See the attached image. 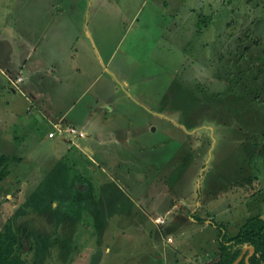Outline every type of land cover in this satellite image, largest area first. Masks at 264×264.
Here are the masks:
<instances>
[{
	"label": "rangeland",
	"instance_id": "374dc122",
	"mask_svg": "<svg viewBox=\"0 0 264 264\" xmlns=\"http://www.w3.org/2000/svg\"><path fill=\"white\" fill-rule=\"evenodd\" d=\"M22 1L26 0H0V65L8 66L15 60L14 71L23 54L22 46L12 41L25 4ZM161 1L145 0L139 21L151 26L148 34L157 28L153 24L159 21L152 14H160L156 9ZM83 2L77 0L74 9L81 8ZM165 3L169 7L167 20L143 46L151 52L147 59L140 44L133 52L132 44L128 48L134 33L121 40L126 22L120 14L115 18L106 10L121 5V12L127 14L128 9L133 11V0H87L89 29L94 38L102 37V53L111 55L108 66L116 75L123 72L128 77L126 89L131 97L163 116L146 113L139 105H121L114 113L112 121L117 128L135 124L128 131L132 137L127 149L130 153L118 155L127 161H122L120 170L102 167V156L100 164L89 168L78 149L68 144L69 152L66 145L55 152L53 142L44 138L47 122L30 118L24 124L19 122L13 103L9 112L5 108L4 98L11 94L0 88V122H5L0 124V154L12 158L5 178L0 180V232L10 219L23 264H162L152 262L154 255L174 252L165 250L160 229L173 231L171 242L182 239L184 245L208 246L209 226L203 229L206 233L190 225L181 228L176 221L171 222V214L164 225L156 226L142 213L156 204V199L166 203L160 196L148 198L147 184L154 178L158 182L159 173L169 179L173 163L179 170L171 175L170 183L179 191L186 192L192 186L197 189L193 175L200 170L198 196L204 195L203 214L211 209V224L223 227L225 238L250 216L264 218V151L252 152L264 130V3ZM158 36L164 39L157 42ZM7 38L11 44H6ZM151 38L157 43L155 48ZM3 66L1 69H7ZM104 81L102 77V84ZM5 82L0 73V84ZM109 93L128 104L120 84ZM14 100L19 107L21 98ZM12 116L16 118L14 125ZM127 167L132 168L131 176L124 171ZM159 179L162 182L163 178ZM160 185L156 183V191ZM214 187L210 193L203 191ZM217 231L213 230L212 246L203 249L210 250L208 256L213 260L218 250Z\"/></svg>",
	"mask_w": 264,
	"mask_h": 264
},
{
	"label": "crops",
	"instance_id": "0c3cea01",
	"mask_svg": "<svg viewBox=\"0 0 264 264\" xmlns=\"http://www.w3.org/2000/svg\"><path fill=\"white\" fill-rule=\"evenodd\" d=\"M22 2L25 4L22 5L18 14L17 23L19 28H17L12 41L15 44L19 43L20 48L22 46L23 54L19 56L18 66H15L17 71L12 68V65H15V60H10L8 66L0 65V73L6 79L5 83L0 84V88L4 91L7 90L11 94V97L7 95L4 98L6 111L9 112L8 106L13 103L14 115L17 116V120L20 118L21 121L19 122L23 124L30 118L34 122H47V125H49L48 130L52 128V124L60 122L65 126H72L84 131L86 134L84 138L63 140L58 136L49 138L46 135L44 138L53 142L51 146L57 153L64 149L66 144L75 147L78 149L76 152L84 157L85 163L89 168L92 165L97 166L100 164L99 160L102 156V167L109 168L108 170H112V172L120 170L122 161L126 160L118 157V155L122 152L124 154L130 153L127 149L131 147L129 141L132 140V137L128 135V131L133 130L135 124L117 128L112 121L114 113L119 112L121 105H127V107L139 105L144 107L143 109L146 113L159 117L163 116L159 115L160 112L155 114L153 110L148 109L139 103L136 98L131 97L129 89H126L129 82L128 77L123 72H120L119 76H122V79H119L120 77L108 66L111 61V55L102 53V37L97 35L94 38L89 29V9L87 8L89 3L87 4V0H84L81 8L78 9H74L76 8L77 0L69 1V4L65 3V5L59 3V0H26ZM144 4L145 0H133V11H130L126 5L127 14L121 12V5L120 7L118 5L112 6V8L107 7L106 10L111 11L115 18H118L117 14L119 13L121 16L119 18L126 22L123 23L125 28L123 29L122 41L127 38L128 33H134L133 40L128 43L129 49L132 44L130 51L133 52L135 48L142 47L144 58L148 59L151 52L143 46L150 38L149 35L156 34L157 30L160 32L167 20L166 14L168 15V13L166 12L169 7L166 8L165 0H162L161 5L157 6L156 11H159L160 14L157 13L156 16L152 14V16L159 22L153 24V26H157L156 30L154 32L149 31L150 34H148V29L151 26L148 25V22L145 23L144 20L142 22L139 21V17L144 13ZM67 6L73 7L68 8L72 10L69 11L66 8ZM116 23L118 24L119 22L116 20ZM151 39L154 40L152 45L155 48L156 41L159 42L160 39L164 38L158 36L156 41L153 38ZM6 44H11L9 38H7ZM138 44H140L139 47ZM2 56L5 58L3 53ZM1 66L7 69H1ZM103 73L108 76L104 77ZM102 77L103 80L105 79L104 84H102ZM119 84L123 87L126 94V103L128 104H123L122 100L119 101L118 97L109 93L115 85ZM16 97L21 98L22 103H20L19 107L14 104ZM12 118L14 125L16 118L13 116ZM1 123L5 124L2 120ZM260 134L263 135H260L257 146L253 148L252 152L254 154L264 151V130ZM16 139H19V137H16ZM67 151L69 152L70 150L67 148ZM129 163L130 160L128 161ZM173 165L174 163L171 164L170 169L172 172L170 170L171 173L169 175H173L179 170L174 168ZM131 170V167H127L124 171L126 175L131 176ZM199 172L200 170H197L195 176L193 175V182L197 189L192 186L186 192L175 189L174 182L173 184L170 183V180H172L171 175L168 177L169 179H166L162 173L161 175L159 173L158 182H156L155 178L151 180V183L147 181L150 191L147 192L148 196L145 194V197L158 198L160 196V200L165 199L166 203L156 199V204L147 206L146 209L142 207V213L146 219H151L156 226L164 225L170 216H172L171 222L176 221L178 227L190 225L199 232H205L203 229H205V226H209L211 231H209L210 229L206 231L209 240H207L208 246L205 247L209 248L214 240L213 230L217 228L218 235L221 227L211 224L212 221L210 219L213 218L210 213L211 209L203 214L202 197L204 195L198 196L201 193ZM190 175L192 176V174ZM160 176L163 178L162 182H159ZM156 183L161 184V188L158 187V191H156ZM177 183L180 185L178 176ZM170 186L173 188L171 189ZM213 189L215 187L211 191H203L204 193H210ZM215 200L219 201L220 199L216 197ZM155 212L159 213L156 214ZM155 218H164L165 221L158 224L155 222ZM238 228L232 235L237 232ZM178 230L176 229L175 231ZM223 231L225 235V229ZM159 232L161 235L160 240H162L163 246H166L165 250L171 249L174 253L170 252V254L168 253L165 256L164 253L158 252L154 255V259L152 258V262H162V264H178L180 262H192L194 264L208 262L210 264L212 262L213 257L208 256L210 250L206 249L208 251L205 252L203 250L205 248L200 249L201 242L199 247H195L192 244L184 245L182 239L177 242L168 240V242L162 236L170 238L169 236H173V231L160 229ZM149 257L152 256L149 255ZM141 262L146 261L142 260ZM148 262L151 261L148 260Z\"/></svg>",
	"mask_w": 264,
	"mask_h": 264
},
{
	"label": "trees",
	"instance_id": "16d2710c",
	"mask_svg": "<svg viewBox=\"0 0 264 264\" xmlns=\"http://www.w3.org/2000/svg\"><path fill=\"white\" fill-rule=\"evenodd\" d=\"M264 3V0H258ZM47 136V135H46ZM12 160L9 156L0 154V180L7 174V166ZM10 219L3 225L0 232V264H23L18 255V237ZM223 227L218 233L217 257L210 264H231L241 253L243 247L253 246L254 250L248 257L250 264H264V218L249 217L241 224L237 232L230 238H225ZM248 253L245 251L244 256ZM237 264H245L241 259Z\"/></svg>",
	"mask_w": 264,
	"mask_h": 264
},
{
	"label": "built area",
	"instance_id": "2783aa9c",
	"mask_svg": "<svg viewBox=\"0 0 264 264\" xmlns=\"http://www.w3.org/2000/svg\"><path fill=\"white\" fill-rule=\"evenodd\" d=\"M47 137L53 138L55 136H58L59 138H62L63 140H72L75 138H84L86 136L85 132L82 130H79L72 126H65L60 122L52 124V128L48 130ZM155 222L158 224H161L164 222L161 218H156ZM169 238L167 239V241ZM170 241V240H169Z\"/></svg>",
	"mask_w": 264,
	"mask_h": 264
},
{
	"label": "water",
	"instance_id": "95a60500",
	"mask_svg": "<svg viewBox=\"0 0 264 264\" xmlns=\"http://www.w3.org/2000/svg\"><path fill=\"white\" fill-rule=\"evenodd\" d=\"M246 250H248V253L244 256V253ZM253 250L254 248L251 245L243 247L241 253L237 256V258L231 264H237L241 259L244 260L245 264H250L248 262V257L252 254Z\"/></svg>",
	"mask_w": 264,
	"mask_h": 264
}]
</instances>
